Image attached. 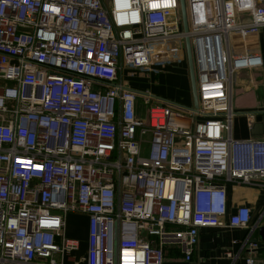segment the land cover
I'll list each match as a JSON object with an SVG mask.
<instances>
[{"label":"built area","instance_id":"built-area-1","mask_svg":"<svg viewBox=\"0 0 264 264\" xmlns=\"http://www.w3.org/2000/svg\"><path fill=\"white\" fill-rule=\"evenodd\" d=\"M186 8L187 33L180 0H0V264H164L167 245L191 261L202 229L250 225L226 184L264 188V141L242 160L231 90L263 58L233 36L259 32L264 0ZM187 35L198 108L120 77L175 60ZM70 213L87 217L85 250Z\"/></svg>","mask_w":264,"mask_h":264},{"label":"crops","instance_id":"crops-1","mask_svg":"<svg viewBox=\"0 0 264 264\" xmlns=\"http://www.w3.org/2000/svg\"><path fill=\"white\" fill-rule=\"evenodd\" d=\"M236 51L244 47L250 52L262 55L261 66L240 69L232 80V101L234 117L232 124V138L245 142L240 148V155L244 162L251 159L252 144L254 141H264V26L259 32L247 38L244 46L239 35L233 36ZM179 47V46H178ZM180 48V47H179ZM176 60V59H175ZM175 60L166 64L156 63L153 66L158 71H164L161 86L151 87V83L140 77L139 84L131 80L125 81L123 72L120 77L132 89L148 92L158 96L161 100H169L183 106L193 105V95L190 75L186 76L182 64ZM189 69V68H188ZM178 72L185 78L184 82L173 79L171 76ZM172 78V79H171ZM153 83V82H152ZM180 89H179V88ZM184 91L189 103L178 92ZM228 204L230 211L239 205H248L252 209V221L246 228H204L201 230L200 240L195 248L191 261L185 259L177 246L165 247L164 264H247V258L253 257L254 264H264V241L259 234V227L264 225V188H258L242 183H227ZM77 226L82 240L83 250L87 248V217H77ZM70 236V235H69ZM74 237V236H72ZM251 243H258L256 249L250 248Z\"/></svg>","mask_w":264,"mask_h":264},{"label":"rangeland","instance_id":"rangeland-1","mask_svg":"<svg viewBox=\"0 0 264 264\" xmlns=\"http://www.w3.org/2000/svg\"><path fill=\"white\" fill-rule=\"evenodd\" d=\"M180 48L177 49V56H176V62L179 64H182V68L186 74V76L189 75V69H188V60H187V53H186V47L184 45L183 41H180L177 44ZM164 71H158L153 65L146 69H135L133 67H125L123 70L124 74V80L128 81L131 80L133 84H139V79L140 77H145V80L149 83H151V87H154L152 89H155L156 86L160 87L161 85V80ZM173 79L177 80L178 83L181 81L184 82L185 78L183 77L182 74L175 72V75L171 76ZM171 78V79H172ZM153 82V83H152ZM179 88V87H178ZM180 89V88H179ZM181 96L185 97L184 100L188 101V97L186 98V93L184 94V91L178 92ZM152 104L145 102L141 97L138 99V114L140 117L143 119L147 120L148 119V114H149V108ZM150 138L151 135L148 133L144 136V142L142 145V152L141 155L143 157L148 156L150 153ZM77 217H81L80 214L77 213H70L68 216V234L70 236L78 237V236H83V234H80V230L75 228L78 224V220H76ZM86 235H87V230L84 228L83 230ZM73 256H76V253L73 254Z\"/></svg>","mask_w":264,"mask_h":264},{"label":"water","instance_id":"water-1","mask_svg":"<svg viewBox=\"0 0 264 264\" xmlns=\"http://www.w3.org/2000/svg\"><path fill=\"white\" fill-rule=\"evenodd\" d=\"M180 4H181L182 19H183V27H184V31L187 33L189 32V22H188L187 8H186V0H180ZM185 45H186L188 68H189V75H190L192 95H193V105L195 108H198L199 99H198V91H197V78H196V72H195V66H194L191 39L188 35L185 38ZM133 90L141 95H151L154 98H159L158 96L154 94H150L148 92H144V91H140L136 89H133ZM165 101H169V100H165ZM169 102H172V101H169ZM259 234H260L261 239L264 241V225L259 227ZM115 246H116L115 256L117 258V249H118V234L117 233L115 234Z\"/></svg>","mask_w":264,"mask_h":264}]
</instances>
